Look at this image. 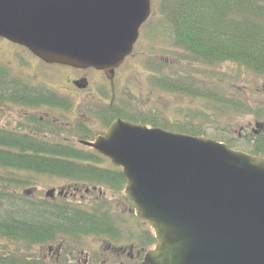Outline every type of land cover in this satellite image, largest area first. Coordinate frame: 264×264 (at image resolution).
Returning a JSON list of instances; mask_svg holds the SVG:
<instances>
[{
	"label": "water",
	"instance_id": "95a60500",
	"mask_svg": "<svg viewBox=\"0 0 264 264\" xmlns=\"http://www.w3.org/2000/svg\"><path fill=\"white\" fill-rule=\"evenodd\" d=\"M149 15V0H0V38L46 63L107 70ZM84 144L120 169L154 233L140 264H264L263 157L122 120Z\"/></svg>",
	"mask_w": 264,
	"mask_h": 264
},
{
	"label": "trees",
	"instance_id": "16d2710c",
	"mask_svg": "<svg viewBox=\"0 0 264 264\" xmlns=\"http://www.w3.org/2000/svg\"><path fill=\"white\" fill-rule=\"evenodd\" d=\"M160 8L168 14V40L176 55L168 57V67L162 62L148 68L150 90L187 99L190 105L174 106L168 119L156 108L146 114L128 109L124 119L219 139L233 150L264 158V101L251 105L245 90L247 74L264 77V0H166ZM246 116L257 123L256 132L242 127L236 135L238 118ZM92 160L82 151L42 150L0 133V264H61L44 263L35 254L44 245L42 237L55 229L75 233L70 236L76 239L101 235V208L77 209L65 203L42 208L24 194L44 177L121 190L120 169L87 163ZM116 220L115 215L107 218L108 223ZM142 239L148 247L155 243L152 237Z\"/></svg>",
	"mask_w": 264,
	"mask_h": 264
},
{
	"label": "flooded vegetation",
	"instance_id": "af4514ba",
	"mask_svg": "<svg viewBox=\"0 0 264 264\" xmlns=\"http://www.w3.org/2000/svg\"><path fill=\"white\" fill-rule=\"evenodd\" d=\"M149 2L150 15L139 29L131 54L116 68L80 69L46 63L28 49L0 38V133L42 150L82 151L94 159L88 164L108 168L112 165L110 160L84 143L102 137L118 120L157 128L124 119L128 109L146 114L144 109L151 108L150 103L137 104L139 95H134L128 86L135 72V65L130 62L135 49H144L148 41L158 38L168 43V14L160 12L166 0ZM162 62L168 67V58L149 59L145 67L155 69ZM229 66L236 65L229 62ZM261 80L264 97V77ZM253 124L257 127V123ZM255 132L252 129L251 133ZM52 180H57V185L43 187L40 196L35 182L30 185L33 189H25L24 194L42 208H57L61 203L77 209L101 208L104 223L100 236L91 233L81 239L71 237L75 233L66 229L49 231L42 237L44 245L35 252L42 262L140 264L144 253L153 249L155 243L150 247L142 243V236L154 239V233L134 215L132 204L124 196L125 180L118 191L95 184ZM110 215L117 216L116 223L107 222Z\"/></svg>",
	"mask_w": 264,
	"mask_h": 264
},
{
	"label": "rangeland",
	"instance_id": "374dc122",
	"mask_svg": "<svg viewBox=\"0 0 264 264\" xmlns=\"http://www.w3.org/2000/svg\"><path fill=\"white\" fill-rule=\"evenodd\" d=\"M150 42L148 47L146 48H141L142 46H138L133 54V57L130 59L134 65L135 69L133 74L130 77L131 83L128 85L130 91L133 92L134 95H139V99H135L137 104L145 105L150 103L151 108L144 109V111H150L151 109L156 108L160 114H168L167 116L173 117L174 112H172V108L174 106H177L178 104L181 106L189 104V101L187 99H177L175 97H168L166 95H160L157 94L156 92H151L150 86H149V72L145 67V63L149 59H165L168 57H173L176 55V51L173 49V47L170 44V41L168 40V43L164 38H158ZM151 44V45H150ZM262 77L260 78L259 76H254L251 74H247L245 77L246 86L245 90L247 91L249 95V101L250 104L252 105V102H255L256 104L261 103V101H264V97L261 94V87H262ZM147 85L144 88V85ZM190 105V104H189ZM197 107V104H196ZM163 116V115H162ZM254 121L252 118L246 116L244 118H238L237 123L235 128L233 129L236 135L239 134V129L242 127H246V130L248 133L254 129ZM211 134H215L214 130H209ZM219 135H223L224 133L220 130H218ZM211 139V138H210ZM215 140V139H213ZM219 141V139L217 140ZM223 143V142H221ZM242 150V149H240ZM35 184L37 185L38 188V193L37 195L40 196V191L43 189L45 186H51V185H57L58 181L57 180H52V178H40L36 181H34ZM34 186H29L28 188L26 187L25 189H30L32 190ZM24 189V190H25ZM87 246V245H86ZM1 251V250H0Z\"/></svg>",
	"mask_w": 264,
	"mask_h": 264
}]
</instances>
